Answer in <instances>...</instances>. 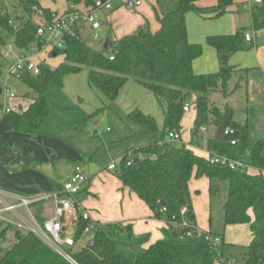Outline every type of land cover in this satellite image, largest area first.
<instances>
[{"label": "trees", "instance_id": "1", "mask_svg": "<svg viewBox=\"0 0 264 264\" xmlns=\"http://www.w3.org/2000/svg\"><path fill=\"white\" fill-rule=\"evenodd\" d=\"M64 1L67 11L79 6L91 9L94 5V0ZM201 1L207 0H154L152 11L159 29L152 33L145 22L133 34L117 40H112L108 32V51L103 48L100 52L94 50L81 40L77 28H73L64 37L63 49L54 52L55 56L63 57V63L54 70L43 65L35 77L23 76L21 85L35 96L26 94L25 97L31 101L27 109L16 107L6 116L14 132L38 135L49 114L45 89L50 84L61 86L65 76L84 69H87L88 85L111 103L117 99L128 79L147 89L163 113L161 137L153 144L128 151L113 173L124 189L148 207L155 219L167 223L168 228L162 231L163 240L143 249L147 238L135 239L128 232L124 238V232L117 226L106 225L103 228L96 224L89 247L86 245L77 253L65 248L71 259L68 261L33 234L0 224V239L4 244L0 264H214L215 255L205 238L215 235L200 233L196 229L189 191L193 177L208 179L212 196L218 183H227V199L222 206L224 225H248L252 239L245 248L244 264H264V141L249 146L247 124L233 119V109L228 104L219 109L209 102V93L227 95V83L239 70L221 61L217 73L195 75L192 64L201 57L202 45L190 43L186 29V15L189 13L198 18L217 20L237 4L235 0H217L212 7L198 8L196 4ZM38 12L47 22L58 16L50 9L42 8L38 0H15L7 6L0 0V56L10 42L20 50L42 45L32 21ZM250 17L249 29H241L228 36L207 37L206 45L217 51L220 57L250 51L255 44L246 42L244 36L248 31H264V0L250 8ZM2 73L0 64V76ZM193 95L197 100L191 139L197 141L200 129L206 128L208 152L241 161L256 170V175L211 164L183 143L167 140L169 133L179 134L181 131L182 108ZM128 119L147 134L158 133L150 116L135 111L128 115ZM221 125L224 131L229 129L231 133L218 141L215 136ZM231 141L235 144L231 145ZM85 195V190H82L77 199ZM39 205L32 208L42 224ZM162 209H165L164 213ZM182 209H186L184 215H181ZM250 211L253 218L249 216ZM183 222H187L189 227L182 228ZM86 225V221L78 219L74 242L81 238ZM10 236L14 242L9 245Z\"/></svg>", "mask_w": 264, "mask_h": 264}, {"label": "rangeland", "instance_id": "2", "mask_svg": "<svg viewBox=\"0 0 264 264\" xmlns=\"http://www.w3.org/2000/svg\"><path fill=\"white\" fill-rule=\"evenodd\" d=\"M3 1L6 6L15 3V0ZM38 1L42 8L56 12H61L65 8L63 0ZM139 1L145 7H149L152 3V0ZM238 1L237 5H241L240 8L248 9L241 16L249 19L251 3L249 0ZM129 2L133 7L126 9ZM133 2L134 0H112L111 10L95 16L96 20H100L103 24L98 32L91 31L90 24L80 20L78 26L81 40L100 52L102 43L99 40L105 39L108 23L115 31L138 17L140 12ZM205 3L215 4L216 0ZM8 11L11 14L10 9ZM127 32L128 30L121 31V33ZM262 32H257L253 49L242 52L243 56L238 60L235 55L229 63H226L227 66L235 63L240 65L237 67L239 71L235 72L227 83V95L224 97L220 93L208 94V100L215 107L222 109L228 104L233 109V119L240 124H247L249 146H253L257 141H264V35ZM97 37L99 39H96ZM45 61L49 68L54 70L63 63V57H45ZM0 64L3 69L7 65V61L2 56H0ZM246 69L249 70L245 71ZM11 85H14L13 89L22 102L18 108L26 110L31 103L30 99L25 97L29 91L13 82ZM29 95L35 96L30 93ZM44 97L48 102L49 114L38 135L31 136L12 131L9 133L10 131L3 129L5 123L1 124L4 142L0 146V158L2 154L29 155L33 161L23 170L25 173L22 180L49 182L53 190L67 179L74 165L82 166L85 175L90 178L91 189L84 206L93 222L103 228L106 225H115L122 229L132 226L131 231L128 232L132 238H147L151 243L162 241L161 223L150 219V210L137 197L127 192L122 193L114 173L106 169L112 164L118 165L129 148L153 144L161 137L163 113L153 95L133 79H128L120 89L117 99L111 103L99 91L88 85L87 69H84L77 74L65 76L61 86L50 84L44 91ZM135 111L153 118L158 133L147 134L140 127L132 124L128 115ZM194 119L195 105H192L190 113L184 114L181 122L179 132L181 143L190 147L197 156L206 158L207 133L204 137L199 135L197 141L191 139ZM188 141H191L192 145H188ZM1 167H7L10 173L17 170L10 164ZM217 190V196L209 197L207 182L193 177L190 195L196 227L203 232L223 235V258L233 260L235 264H244L245 250L242 246L249 238L248 228L245 225L230 227L224 225L221 208L227 199V183H218ZM18 212L27 217L25 211L19 209ZM6 216L11 218L9 214ZM71 233L72 228L68 230L67 235L70 236ZM10 237L9 245L14 242L12 236ZM92 237L93 232L83 234L75 242L72 252L80 251ZM233 243L240 245L231 246Z\"/></svg>", "mask_w": 264, "mask_h": 264}, {"label": "built area", "instance_id": "3", "mask_svg": "<svg viewBox=\"0 0 264 264\" xmlns=\"http://www.w3.org/2000/svg\"><path fill=\"white\" fill-rule=\"evenodd\" d=\"M111 1L94 0V5L91 9L79 10L76 7H72L65 13L56 16L50 22L45 20L41 12L36 13L32 21L37 27L36 36L41 40L42 45L40 47L32 45L26 50H20L10 42L1 54L7 61V65L0 76V117L9 115L16 108L12 103L17 101L18 96L9 86V81L20 82L23 76L35 77L39 75L41 66L45 65L44 58L50 57L55 51L63 49L65 35L70 34L73 28H77L80 20L90 24L92 31H98L101 25L96 20L95 15L97 12L111 10ZM249 2L260 4L261 0H249ZM133 3L137 7L141 5L139 0H134ZM9 24L13 25L12 23ZM16 28L14 26V29ZM256 35L257 32L247 33L244 39L246 42H250L254 40ZM96 39H99V37ZM110 60H113V58L110 57ZM196 100L197 97L193 95L184 103L182 108L184 114L190 113L191 106L195 105ZM200 133L206 134L207 129L201 128ZM230 133L231 131L226 129L223 135L227 136ZM167 140L176 143L181 142L178 133H169ZM234 144L235 142L231 141V145ZM207 159L211 164L227 166L240 172H247L249 168V166L241 161H232L213 152H208ZM115 168L116 164H112L107 167V170L113 172ZM87 181L82 167L77 165L55 193L31 198L10 196L13 199V203L5 202L0 196V224L14 226L33 234L52 250L62 255L68 261H71L64 250L65 248L71 249L75 245L73 235L78 219L81 218L87 222L83 234L94 232L97 229L96 223L90 219L88 213L82 208L77 199ZM49 202H52V214L40 224L33 215L32 207ZM19 209L25 211L26 218L18 212ZM161 212L164 213L165 209H162ZM185 213L186 209H182L181 215ZM6 214H9L11 218L7 217ZM187 227H189V224L183 222L182 228ZM70 228H72V233L69 236L67 232ZM187 235L190 236L191 234L188 233ZM205 239L210 243L211 250L215 255L214 264H235V261L222 257L220 253L221 240L218 236H206ZM3 246V241L0 239V259Z\"/></svg>", "mask_w": 264, "mask_h": 264}, {"label": "crops", "instance_id": "4", "mask_svg": "<svg viewBox=\"0 0 264 264\" xmlns=\"http://www.w3.org/2000/svg\"><path fill=\"white\" fill-rule=\"evenodd\" d=\"M207 1H209V0H207ZM63 2H64V5H65V8L63 10H61V12H58V11L56 12L54 10H51V11L55 12L58 15H61V14L65 13L67 11V9H68V6L66 5L64 0H63ZM216 2H217V0H216ZM129 3H131V2H129ZM153 4H154V0H152V3H151V5L149 7H145V6H143V4L138 6V10L140 12L138 14V17H136L132 22L127 23L125 26L116 29L115 31L113 30L112 25L108 23L106 25L108 27L106 28L105 39L104 40H99V42L102 43V48H103V45H104L103 43L106 41V37L108 35V32L110 34L109 37L112 40H117V39H120L123 36L133 34L140 26H142L145 22H147L150 31L152 33H155L159 29V25H158V23L156 21V18L154 16L153 11H152V5ZM235 4H239V1L235 0ZM196 5H197L198 8H207V7H212V6L216 5V3L212 4V3H205V1H201V2L197 3ZM255 5H258V4L251 3V5L249 7L251 8L252 6H255ZM132 7H133V4H132ZM240 7H241V5H235V6L231 7V8H229L228 13L225 14L223 17L217 19V20L198 18L196 15H194L192 13H189V14L186 15V29H187L188 41L190 43H192V44H200V45H202V55H201V57L198 58L197 60H195L193 62V64H192V71H193V73L195 75L215 74V73H217L220 70V67H221L220 62L221 61L229 63L231 61V59L233 57H235V55L237 56V60L240 59L243 56L242 53H236V54H233L230 57H228L227 60H222V58L219 56L217 51H215L214 49H212V48H210V47H208L206 45V38L207 37H211V36H225V35L228 36V35L234 34L238 30L249 29L248 25L250 24L249 26H251L250 8H249V12H248L250 18L247 19L246 16H245V18H243L241 16V14H245V12L248 11V9L246 10V8H243V7L240 8ZM46 9H48V8H46ZM78 9L79 10H84V7L83 6H79ZM126 9H128L127 6H126ZM100 13H104V11L103 12H97L95 16H97V14H100ZM98 21H99L100 25H102V26H100V28H102L103 27L102 22L100 20H98ZM77 30L79 31V26H77ZM126 30H128L127 33H121V31L124 32ZM98 31H96V32H98ZM117 32H118V35H116ZM247 33H249V31ZM119 34H121V35H119ZM263 35H264V33H263ZM255 38H256V36H255ZM50 57H53V56L50 55ZM263 59H264V57H263ZM44 61H45V58H44ZM45 65H47L46 61H45ZM47 66L49 67V65H47ZM229 67L237 68V67H240V65H236V63H235V64H233L232 66H229ZM248 70L249 69H246L245 71H248ZM242 71H244V70H242ZM11 82H13V83H15V84H17L19 86H22L23 89L26 90V88L23 85H21L20 82H15L13 80H10L9 81V86L12 88V90L16 93L17 96H18V93L13 89L14 85H11ZM21 103H22L21 99L18 97L17 101L12 103V105L14 107H18V105L21 104ZM2 123H5L4 124L5 126L3 128L5 131H7V132L10 131L9 133H11V131L14 132L12 130L11 125L8 122L6 116L5 117H0V146L4 142V137H2V130H1V124ZM14 133H16V132H14ZM207 133H208V131H207ZM204 135H206V134H201L202 137H204ZM180 138H181V136H180ZM181 142H182V139H181ZM190 144H191V141H188V145H190ZM145 146H147V145H145ZM138 148H141V147H138ZM138 148H129L128 151H131L132 149H138ZM188 148L191 149L190 147H188ZM205 152H206V158H207L208 151L206 149V146H205ZM17 154H19V156H21V157H28L30 159L29 166L32 164L33 160L31 159V157L29 155L21 154V153H17ZM17 154L15 156H12V155L11 156L10 155L6 156L5 154H2L1 158H0V169H1L0 173L2 174L0 176V196L5 202L13 203V199H11L10 196H19V197L31 198V197H35V196H39V195H43V194H52V193H55V192H57L59 190V188L61 187V184H59L56 187V189L53 190V187H52L51 183H49V182H36V181L27 182V181L22 180L23 173H25V172H23V170H25V168H27V167H22L20 165L15 164V160H16ZM7 164H10V165L16 167L17 170L15 172H13V173H10L11 171L10 170L8 171L7 167H4V168L1 167L2 165L5 166ZM75 166H77V165L73 166V168L70 171V174L72 173V171H73ZM247 173L250 174V175H256L257 171L254 170L253 168L249 167L248 170H247ZM84 175H85V173H84ZM86 178H87L88 181H87V184L83 188V191L85 190V194L86 195H85V197L79 199V202H80L82 208L88 213L89 217L91 218V215H90L89 211L84 206L85 199L88 198L90 196V194H91L90 193V191H91V189H90V178L88 176H86ZM201 179H204L207 182V193H208L209 197L217 196L218 195L217 186L215 188V191H216L215 195L212 196L210 194V192H209V187H210L209 180L206 179V178H201ZM191 181L189 182V191H190ZM117 182L119 184V187H121V192L122 193L127 192L129 194H132L127 189L122 188V186H121V184H120V182L118 180H117ZM132 195H134V194H132ZM134 196L137 197L136 195H134ZM137 199H138V197H137ZM138 200L141 201L140 199H138ZM39 208H40V218H42L43 221L46 218L51 216L52 211H53L52 202H49V203H46V204H41V205H39ZM34 210L35 209L32 208L33 215H34ZM221 210H222V208H221ZM149 213H150V219L158 221V222L161 223V225L163 227L161 232L164 229L168 228V225H167V223L164 220H157V219H155L153 217V214L151 213V211ZM249 216L251 218H253V215H252L251 211L249 212ZM34 217H35V215H34ZM35 219H36V217H35ZM231 226H239V225H231ZM245 226H247V228H248L249 238L247 239V243L242 246V248L244 250L250 244L251 239H252L249 226L248 225H245ZM226 227H230V226H226ZM118 229L120 231L124 232V235H125V233L131 231L132 226H128L125 229H122L121 227H118ZM196 229H197V227H196ZM197 231L200 232V233H208V234L214 235V234H212L210 232H203V231H201L199 229H197ZM161 234L163 236V233H161ZM215 236H218L220 238V240H221L220 253H221L222 257H223L222 247L224 246V236L223 235L222 236L215 235ZM153 242L156 243L158 241H153ZM153 242L151 243L147 239V243L143 246V249H147L150 245L154 244ZM239 245H240L239 243L231 244V246H239ZM74 247H75V245H74ZM71 250L73 251V248H71Z\"/></svg>", "mask_w": 264, "mask_h": 264}, {"label": "water", "instance_id": "5", "mask_svg": "<svg viewBox=\"0 0 264 264\" xmlns=\"http://www.w3.org/2000/svg\"><path fill=\"white\" fill-rule=\"evenodd\" d=\"M131 7H132V4L129 3L127 5V8L129 9ZM103 49L105 51H108V49H109V41L108 40H106L104 42ZM52 56L55 57V54H53ZM221 58H222V60H227L228 59V56H221ZM179 105H181V103H179ZM223 132H224V127H223V125H221L217 129L216 136H215L218 141H222L223 140ZM15 164L20 165L22 167H28L29 164H30V159L28 157H21V156H18L17 155L16 156V160H15ZM87 246L89 247L90 246V243H88Z\"/></svg>", "mask_w": 264, "mask_h": 264}]
</instances>
